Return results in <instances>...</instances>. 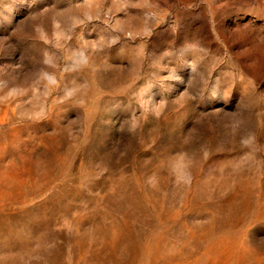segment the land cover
<instances>
[{"label":"rangeland","instance_id":"rangeland-1","mask_svg":"<svg viewBox=\"0 0 264 264\" xmlns=\"http://www.w3.org/2000/svg\"><path fill=\"white\" fill-rule=\"evenodd\" d=\"M0 264H264V0H0Z\"/></svg>","mask_w":264,"mask_h":264}]
</instances>
